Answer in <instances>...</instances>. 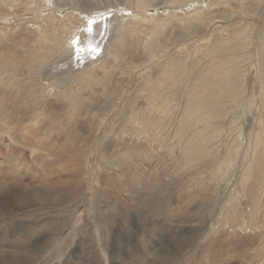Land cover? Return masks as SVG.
I'll list each match as a JSON object with an SVG mask.
<instances>
[{
  "label": "rangeland",
  "instance_id": "rangeland-1",
  "mask_svg": "<svg viewBox=\"0 0 264 264\" xmlns=\"http://www.w3.org/2000/svg\"><path fill=\"white\" fill-rule=\"evenodd\" d=\"M23 1L0 0V48H4L6 54L14 55L13 58L5 57L9 61L24 60L27 39L36 38L33 30L37 17L47 19L54 16L69 21L67 13L73 16L71 22L74 20L76 26L95 17L108 16L112 25L110 34L114 32L110 35L111 40L115 24H119L129 29L127 34L135 38L137 47L129 51L131 55L124 53L114 61L113 69L117 74H113L105 90L103 84L97 83V78L104 71L110 72L109 69H100L97 76L94 73L89 75L83 72L87 63L83 68L64 74L59 89L65 84L67 95L60 100H66L68 104L62 107L57 104L59 110L55 116L50 114L51 110L46 112L40 124L54 123L51 132L42 131L36 136L32 132L24 131V136L22 131L17 133L28 145L19 141L16 133L2 129L0 124V160H8L0 162V169H5L6 179L15 180H4L0 176V197L12 191H25L28 184L36 185L34 194L38 198H41L40 192L48 194V201L40 206L23 204L0 215L2 255L16 250L15 256L19 257L21 251H27L26 258L31 264H137L128 259L125 251L132 249L133 244L145 249L144 242L150 239L154 243V253L160 251L161 254L165 250L174 253L171 262L148 255L151 264H182L189 256L197 264H254L264 259V191L258 199L259 209L254 214L255 225L248 222L249 205L252 204L245 192L256 175V171L249 167L252 152L260 149L264 155V71L260 64L264 49V0H146L143 4L139 0H41L43 4L38 10L32 8L34 3L30 0L25 1L28 4ZM52 2H58V5L52 6ZM50 12L53 13L48 16ZM238 30L246 42L244 48L235 53H221L217 61L211 63L214 56L205 51L212 40L233 37ZM108 54L106 49L99 60ZM175 56L184 57V66L192 65L193 79L204 78L210 93L223 90L221 86L213 89L214 77L220 72L207 69L211 65L217 66L218 59L223 56L225 69L221 72L227 73L236 96L217 100L212 112L220 107L224 117L210 116V119L208 116L209 119L199 124L190 123L192 118H188L187 124L198 132L197 144L203 150L204 163L197 160L185 165L182 161L184 154L177 144L179 135L175 131V122L185 97L178 105L164 110L168 115L164 119L167 132L159 145L149 143L144 135L126 139L127 133L116 131L120 124L126 123L128 111L133 106L147 108L148 94L139 86ZM142 63L146 64L143 66ZM235 65L238 69L234 68ZM124 69L127 70L124 72ZM117 76L122 77L123 82L114 85ZM188 82L192 86L193 82ZM50 98L58 100L57 97ZM72 103L79 104L83 110L72 111ZM220 103H224L223 107ZM162 114L152 109L149 113L151 117ZM61 122L68 125V131L66 135L54 137V130L62 126ZM20 128L22 130V125ZM131 128L138 130L135 124ZM210 133L212 136H208ZM259 133L263 136L261 144L256 139ZM11 134L15 138H11ZM96 137L100 147L98 152L113 149L116 155L113 161L103 160L106 172L102 168L95 171L92 167L87 171L84 164L91 166L92 161L100 158L96 157V149L92 147ZM125 141L142 154L120 162L117 147L122 148ZM14 155L19 157L17 162ZM102 172L106 175L100 179ZM244 173L247 175L245 187ZM59 178L65 183L67 196L57 198L60 187L54 191L45 187L48 181ZM75 184L82 189L79 196L72 199L70 192ZM110 187L112 192L108 191ZM112 197L118 202L112 201ZM165 204L172 206V214L164 211ZM97 205L103 222L97 220L100 218L94 211ZM18 234L22 241L16 238ZM16 241H21L19 246Z\"/></svg>",
  "mask_w": 264,
  "mask_h": 264
},
{
  "label": "bare ground",
  "instance_id": "bare-ground-1",
  "mask_svg": "<svg viewBox=\"0 0 264 264\" xmlns=\"http://www.w3.org/2000/svg\"><path fill=\"white\" fill-rule=\"evenodd\" d=\"M25 1H23V2L25 3ZM139 1L142 4L146 2V0H139ZM30 2L34 3V6L32 7L34 10H38L39 7L43 4L42 3L43 1L41 2V0H30ZM28 3H25V4H28ZM55 5H58V2H56V3L54 2V4L52 2V6H55ZM50 9H52V7ZM52 13L53 12H50V14H48V16H51ZM66 16L68 17L69 21H65L64 18L63 19H57L54 16L49 17L50 19L49 18L44 19V16L43 17H37V21H36L37 25H36L35 29L33 30L34 33L36 34V38L32 41H30L29 39L26 38L27 42L26 41L25 42H26V46H27V51L24 53L25 55L23 56L24 57L23 61H16L14 59L9 61V59H6L5 57L8 55L9 58H13L14 55H11L10 53L6 54L4 52L5 49L2 47L0 48V122H1L0 124H1L2 129L11 130V132L13 134L16 133V135L20 131H22V133L24 131L26 133L32 132L35 136L38 135L39 132H42V131L43 132H45V131L51 132L54 129V123H50L47 126H43L40 124V122L43 120V118L46 116V112H49V110H51L50 114H52L54 116L57 114V109H58V108H56L57 104H60L61 107L63 105L68 104V102L66 100H60V98L62 96L67 95V93H66L67 90H66L65 84L61 85L62 88L59 89L60 81H61L64 74L71 73L72 69L83 68L87 63H88L86 65L87 69H85L83 72L86 74H89V75L94 73L97 76V75H99L100 69H109L110 72L104 71L97 78V83L100 85L103 84L104 90H105V85L108 84L109 82H111L110 79L113 78V74H117V70L113 69L114 61H116L117 58L122 56V54L125 53L127 55H131L132 53L130 54L129 51L130 50H136L137 42L134 40L135 38H132L127 34L129 29L122 27L119 24H117V25L115 24V26H116L115 34L113 36V39L111 40L110 35L114 32H112L110 34L111 20L108 19V16L100 17V18L95 17L94 19H89V20L85 21L84 23L80 22V24H78L77 26H76L74 20H72V22H71V18L73 16L70 13H67ZM196 16H197V18H200V16H198V15H196ZM207 17H205V18H207ZM197 18H196V21H197ZM227 18H228V16H227ZM210 19H213V17H211ZM201 20L204 21L206 19H200V21ZM218 20H220V19H218ZM41 21H44V22H41ZM200 21H198V22H200ZM194 22H195V20H194ZM32 23H35V22H32ZM195 23H197V22H195ZM201 24L202 23H200V25ZM197 25L198 24L194 25V27H196ZM199 29H200V27H199ZM240 35H241V31L238 30L237 33L235 35H233V37H229L227 39L221 38V40L220 39H216V40L211 39L212 43L209 45V47L205 51V53L211 54L214 56V58L210 62L214 64L217 61L216 59L218 58V56H221V53L225 54L226 51L227 52L231 51L232 53H235L236 51L242 50L244 48L243 46H245L246 42L244 40H242L243 38L241 39ZM209 37H210V35H209ZM8 39H9V37H8ZM146 47L147 46L145 44V48ZM148 48H150V47H148ZM106 49H107L109 54L107 56H105L104 59L99 60L100 55L102 53H104ZM262 52L263 53H262V57L260 60V64L262 65L263 71H264V49L263 48H262ZM96 54H98V55H96ZM19 58H20V56H19ZM73 58H75V59H73ZM226 59H227V57H226ZM150 60L152 61V59H150ZM206 63L208 64L209 62H206ZM145 64L142 63L143 66ZM193 64H195V62ZM207 66H205V67L207 68ZM191 67H192V65L188 66V67L184 66V57H176L175 56V57H172L171 59H169V62H166V63L164 62L163 69L157 70L156 73H153L148 78L147 81L142 82V85L139 86V89L142 90L143 93L145 91L148 94L147 98L150 100V102L148 103L147 108H146V106H145V108H142L141 106H137V105L133 106V108H131L128 111L129 113H128L127 118L125 120L126 123L120 124V126L118 128H116V131L121 133V134L127 133L128 137L126 139H130L132 136L138 137L139 135H144L148 138L149 143H151V142L156 143V144L158 143V145H159L162 143L163 136H165L166 132H167V126L164 122V119L166 120L168 115H165L164 112L168 111L169 108H172L173 106L178 105L183 100L182 97H185V103L183 105L182 111L177 116V121L175 122V131L179 135V138H177L178 139L177 144L179 145V148H181V153L184 154L182 156V161H183V163H185V165H186V163L189 164V163H192V162L197 161V160L201 161V162L205 161V160H203L205 156L201 155L203 150H200V148L198 147V144H197V140L199 139L198 132L192 127L191 124H189V123H188L189 125L187 124L188 118H192L189 121L190 123L199 124L201 121L203 123L205 120H207L208 116H209V118H210V116L211 117L216 116L217 118L224 117V114H222L223 112H222L220 107H217V111L212 112L213 109H216L217 100L222 99L224 97L225 98L226 97L233 98L236 96H235V94H234V92L230 86L231 83L229 82V78L227 76V73L224 72V74H223L221 72L223 69H225L223 56H222V58L220 57L218 59V65L217 66L212 67V65H211L207 68V69H216L218 72H220V73L216 74V76L214 77L215 86L213 87V89H218L221 86L223 90L220 91L219 93H210V89L208 87H205L206 86V80L204 78L202 80L199 77H197L196 79L195 78L193 79V77H192L193 73L190 71V70H192ZM236 67H237V65H235L234 68H236ZM137 68H138V66H137ZM141 68L143 69V67H141ZM236 69H238V68H236ZM126 70L127 69H124V72ZM214 72L216 73V71H214ZM188 81L193 82L192 86H189ZM122 82H123L122 77L117 76L114 78V85L122 84ZM133 82H134V79H133ZM263 82H264V76H263ZM184 83H185V85H183ZM86 86H91V85L87 84ZM56 88H57V91H56ZM182 88H184V92H181ZM67 89H68V91H70L69 86L67 87ZM166 93L169 95H174V97L167 96ZM50 96L54 97V98L57 97L58 100H53L52 98H50ZM175 96H177V97H175ZM122 105H124V104H122ZM220 105H221V107H223L224 103H220ZM70 108L72 111L83 110L82 107L77 103H72ZM124 108H125V105H124ZM151 109H152V111L154 110L155 112H158L160 114H162V112H163V114L160 115L159 117H156V116L151 117L149 115V113L151 112ZM201 114L204 115L205 117L202 116L203 117L202 118ZM27 123L29 124L28 127H27ZM46 123H47V121H46ZM60 124L63 127L60 126V127L55 128L54 131H56L55 132L56 134H54L55 135L54 137H60V136L66 135L65 132L68 131V125L65 126L63 124V122H61ZM134 124L137 125L138 130L134 131L131 128V125H134ZM186 124H187V129L185 130L184 127ZM20 125H22V130L20 128ZM171 125H173V124H171ZM77 127H78V130L81 131L79 126H77ZM15 128H17L18 131L15 130ZM28 128L32 129V130H29ZM207 131H209V130H204V132H207ZM260 133L257 135L258 138H256V139H258L257 142L259 141L261 144L263 136ZM42 135H44V134H42ZM10 136H11V138H15L14 137L15 135L13 136L11 134ZM22 136H24V133L22 134ZM22 136H18L17 137L18 140L19 141L22 140L21 142H23V144L28 145L26 141H23L22 138H24V137H22ZM208 136H212L211 133L208 134ZM96 139H97V137L94 139V141H92V143H93L92 147L96 149V153H97L96 157L99 156L100 158L96 159L98 161H95V160L92 161L90 164L91 166H87V163H85V162H84V164H85L87 171H88V169L91 170L92 168L95 171L98 168L99 169L102 168L106 172L105 167L102 166L103 160L108 158L109 161H113L116 159V155H114V151H112L113 149L107 150L104 152H98L97 149L99 150L100 147H99V144L96 143L97 142ZM209 140L211 141L210 138H209ZM128 144L129 143L127 141H125V145L122 148L117 147V151H118L119 156H120L119 157L120 162H123V160L127 161L129 158H132L134 156H139L140 154H142L141 150H139L138 148L132 149L131 146H128ZM213 146H215V145H213ZM261 153L262 152L259 149L255 152L253 151L251 154L252 158H251V163H250L249 167L252 168V170L254 169L256 171V175H254V178H255L254 181H251L249 183L248 187L246 186L247 189H245V192H246L247 197H248V201L250 204H252V205H249L250 206V214L248 215V222H250L253 225L256 224V218H255L254 214H255L256 210L259 209L258 208V203H259L258 199L260 198V196L262 195V193L264 191V159H263L264 155ZM144 157L145 156H143V158ZM139 158H141V157H139ZM13 159L17 162L19 160V157L14 155ZM147 159H148V157H147ZM211 160H213V159H211ZM224 160L222 161L223 163H224ZM6 161L8 162V160H0V162H6ZM126 163H128V162H126ZM203 163H202V165H203ZM121 166H119V167H121ZM199 167H201V166H199ZM105 175L106 174L102 172L100 179ZM0 176L2 178H4V180L10 179V178L6 179L5 169H2V168L0 169ZM243 176L244 177L242 180H244L243 185L245 187L244 182L247 179V175L244 173ZM221 178L223 179V177H221ZM224 179H225V177H224ZM229 179H230V177H229ZM10 180L15 181L13 179H10ZM136 180H137V178H136ZM103 182H104V184H108L104 180H103ZM64 184H63V181L60 180V178L55 179V180H50V181H48L45 189L49 190V191H54L60 187L59 193L57 194L56 197L57 198L65 197L67 195L64 192V189H65ZM15 185L17 186V184H15ZM241 185H242V183H241ZM25 186H26L25 191L24 190L23 191H12L11 194L3 195L2 197H0V215H2V213H4V212H8V209H15L16 207H20L23 204H27V205H31V206L32 205H39L40 206L41 204L44 203V201H48V194L47 193L40 192L41 198H38V196H36L34 194L35 190H36V188H35L36 185L34 186L32 184H28ZM81 189H82V187H78V184H75L74 186H72L71 192H70V194L72 193L71 198L76 199V197L79 196ZM108 191L112 192L111 187L108 189ZM133 194H135V192ZM33 196H35V198H33ZM232 198L234 199V197H232ZM34 199H37V200H34ZM111 199H112V201L118 202L116 197L115 198L112 197ZM52 200H56V199H52ZM34 201H37V202H34ZM93 207H94V205H93ZM115 208H117V207H115ZM105 209H104V211H105ZM100 210L101 209H99L98 205L94 209V211L95 212L97 211L98 215L100 216V218L97 220L99 221L101 219V222H103L102 216L100 214ZM108 211H107V213H108ZM123 211H124V209H123ZM164 211H166V213H168V214H172V206L166 205L164 207ZM231 214H232V212H231ZM213 215H214V212H213ZM258 219H259V217H258ZM212 221H214V220H212ZM257 222H258V220H257ZM214 224H216V223H214ZM218 225H220V224H218ZM217 227H219V226H217ZM16 228H18V227L16 226ZM212 232H214V231H212ZM8 233H10V232H8ZM12 233H13V231H12ZM262 237L263 236H261V238ZM16 238L18 240H21V241L23 240V238L20 234L16 235ZM121 238H122V236H121ZM21 241H19V242H21ZM19 242L16 241L18 246H19ZM56 244H58V243H56ZM144 245L146 246V248H148L147 251H149V253L146 252V248L144 249L143 246H141L139 244L138 245L133 244V248L131 247L132 249L125 251V253L127 252L128 256H129L128 259L134 261L137 264H151V261H149L147 258V256L150 255L153 257H157L160 260H166V261H170V262L173 261L174 253H169L168 252L169 250H165L161 254H160V251H158L159 254L154 253L152 250V249H154V243H152V240L150 241V239H146L144 242ZM122 246H120V247H122ZM41 247H44V245ZM41 247H35V249L36 248L40 249ZM51 247H52V245H51ZM31 249H32V247H31ZM228 249H231V248H228ZM3 251H5V249ZM179 251H181V250L179 249ZM232 251H234V249ZM187 252H188V250H187ZM16 254H17L16 250H12L11 252H9L5 255H2V252L0 251V264H31V262L27 261V258H26L27 251H21L19 257L15 256ZM180 256H181V254H180ZM182 264H197V263L192 261L190 256H189L188 259H185L182 262ZM254 264H264V259L261 258L260 260L255 261Z\"/></svg>",
  "mask_w": 264,
  "mask_h": 264
}]
</instances>
